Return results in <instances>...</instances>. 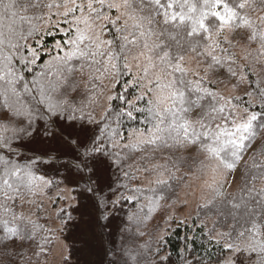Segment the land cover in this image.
<instances>
[{"label": "snow or ice", "instance_id": "1", "mask_svg": "<svg viewBox=\"0 0 264 264\" xmlns=\"http://www.w3.org/2000/svg\"><path fill=\"white\" fill-rule=\"evenodd\" d=\"M189 177L223 218L197 226L215 264H264V0H0V264H46L66 231L103 245Z\"/></svg>", "mask_w": 264, "mask_h": 264}, {"label": "trees", "instance_id": "2", "mask_svg": "<svg viewBox=\"0 0 264 264\" xmlns=\"http://www.w3.org/2000/svg\"><path fill=\"white\" fill-rule=\"evenodd\" d=\"M46 39L49 41L51 40L50 37ZM72 96L77 102L82 101V91L73 93ZM131 126L139 127L140 125L138 123L125 121V128ZM21 151L22 153H26L27 156H31V153L27 152L25 149ZM17 159H22V157H17ZM185 170L186 169L182 168V171ZM192 179L196 180L189 177L184 182L173 181L172 183L175 185V190L174 192L167 193L168 199L161 202L164 205V207H162L163 211L160 212V210L156 209L150 214L151 219L145 220L139 225L131 223L126 219L129 210H137L135 205H132L130 209L128 204H124L123 209L117 214V218L114 220L110 229L111 235L103 236V240L105 241L103 245H101L100 237H98L94 247L91 249L77 250L79 249L78 241L74 242L73 234L70 231H66L61 238L68 246V254L71 253L73 264H107L109 260L114 258L120 261V264H123V260L126 259V257L121 253L122 248H130L141 252L142 255L139 258L140 264H149L150 261L158 258L155 256V250L158 246L160 247V256H169L168 264H184L185 260L192 261V264H198V261H205L210 255L213 264H215L216 257L222 252V246L216 245L214 242H209L203 235L205 228L197 226L203 221L206 228H211L213 220H222V217L216 216L217 209L199 208L198 205L204 204L206 200L199 202L194 213L188 219L189 226L183 224L178 226L177 222H174V220L169 221L167 219L168 214L171 212L164 213L169 211L171 206H175L176 203H178L180 191L183 187L189 186ZM62 186L63 185H61V187ZM257 186H260V182H257ZM237 187L238 185L228 192H235ZM145 195L151 194L145 193ZM140 203L146 204V200L143 196L141 197ZM57 207L59 206L57 205ZM145 214H148L147 207L144 208L141 219H143V215ZM197 214H199V217ZM159 215H161L160 220H153L155 217L158 218ZM228 222L231 223L230 220ZM226 230V227L222 228L220 225H217V231ZM143 231L148 232L146 233L147 236L137 235L138 232ZM162 232L164 239L163 241H159L157 235L160 236ZM144 245L147 247H142ZM105 253L108 254L106 255ZM112 253H115V256H113ZM29 255H31V252H29ZM245 264H247V261H245Z\"/></svg>", "mask_w": 264, "mask_h": 264}, {"label": "rangeland", "instance_id": "3", "mask_svg": "<svg viewBox=\"0 0 264 264\" xmlns=\"http://www.w3.org/2000/svg\"><path fill=\"white\" fill-rule=\"evenodd\" d=\"M82 101L86 100V95L82 91ZM239 177H240V172H236L233 176H229V181L230 183L225 185V191H229L231 189H234L238 183H239ZM235 178V182H232L233 179ZM142 186H146L148 184V179H143L141 181ZM201 181L200 180H193L189 184V186L183 187V189L179 193V201L176 203L175 206H171L169 211H166L164 213H168V216L172 215L176 219L174 222H177L178 220L189 218L193 213L194 210L199 202H202L204 200H207L211 198L213 195L211 192H208L206 190L202 191L200 188ZM63 187V186H62ZM55 190H53L54 192ZM51 194V193H50ZM181 201H186V203H181ZM58 206H60V202L57 203ZM158 210L163 211L162 208H158ZM51 211V209H50ZM42 218L40 220L41 223H44L47 226L51 227H56L58 222L56 221L55 223L52 224H47L45 219L43 218V213L41 214ZM161 215L155 217L153 220H160ZM150 224V223H149ZM148 227V226H147ZM144 236H147L146 233L144 232ZM59 236V239H54L52 244L49 247V252L46 258V264H62V256L63 255H68V246L67 244L63 241L61 238L60 234L57 233ZM163 235V232L161 233ZM160 235V236H161ZM157 235V237H160ZM41 264H45V261H41Z\"/></svg>", "mask_w": 264, "mask_h": 264}]
</instances>
